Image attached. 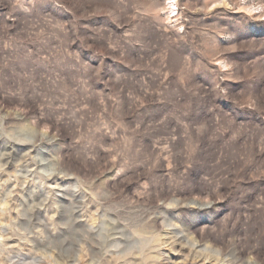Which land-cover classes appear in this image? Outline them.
I'll return each mask as SVG.
<instances>
[{"label":"rangeland","instance_id":"1","mask_svg":"<svg viewBox=\"0 0 264 264\" xmlns=\"http://www.w3.org/2000/svg\"><path fill=\"white\" fill-rule=\"evenodd\" d=\"M0 263L264 264V0H0Z\"/></svg>","mask_w":264,"mask_h":264},{"label":"bare ground","instance_id":"2","mask_svg":"<svg viewBox=\"0 0 264 264\" xmlns=\"http://www.w3.org/2000/svg\"><path fill=\"white\" fill-rule=\"evenodd\" d=\"M11 156H12V155H11ZM14 157H15V156H14ZM26 161H27V160H26ZM9 162H10V161H9ZM40 194H41V193H40ZM42 194H43V193H42ZM45 194H46V193H45ZM53 195H54V194H53ZM36 196H37V195H36ZM42 196H43V195H42ZM44 197H45V196H44ZM51 203H52V202H51ZM48 206H49V205H48ZM48 206H47V207H48ZM55 206H56V205H55ZM49 208H50V207H49ZM50 209H51V208H50ZM36 210H37V209H36ZM46 211H47V210H46ZM55 211H56V210H55ZM47 212H48V211H47ZM52 212H53V211H52ZM55 213H56V212H55ZM57 213H58V212H57ZM52 214H53V213H52ZM29 216H30V215H28V217H29ZM39 217H40V216H39ZM30 218H31V217H30ZM35 218H36V217H35ZM40 219H41V218H40ZM42 219H43V218H42ZM28 220H29V218H28ZM45 220H46V218H45ZM45 220H44V221H45ZM39 221H40V220H39ZM29 222H30V221H29ZM41 222H42V220H41ZM33 224H34V223H33ZM36 224H37V223H35V225H36ZM37 226H39V225H37ZM37 226H36V227H37ZM40 227H41V226H40ZM45 227H46V225H45ZM47 227H48V226H47ZM47 227H46V228H47ZM8 234H9V233H8ZM6 235H7V234H6ZM6 235L4 234V236H6ZM39 235H40V234H39ZM12 237H13V236H12ZM39 237H40V236H39ZM13 238H14V237H13ZM4 239H5V238H4ZM7 239H8V237H7ZM12 240H13V239H12ZM39 240H40V239H39ZM4 242H5V241H4ZM15 242H16V241H15ZM5 243L7 244V242H5ZM6 244H5V245H6ZM8 244H9V243H8ZM39 244H40V243H39ZM6 250H7V249H6ZM17 250H18V249H17ZM17 250H16V251H17ZM14 251H15V250H14ZM7 252H8V251H7ZM10 252H11V251H10ZM13 254H14V253H13ZM4 255H5V254H4ZM11 255H12V252H11ZM22 255H23V254H22ZM7 256H8V255H7ZM25 256H27V255H25ZM2 257H4V256H2ZM9 257H10V256H9ZM14 257H15V256H14ZM16 257H17V256H16ZM27 257H28V256H27ZM29 258H30V257H29ZM35 258H36V257H35ZM30 259H31V258H30ZM7 263H8V262H7ZM0 264H2V263H0Z\"/></svg>","mask_w":264,"mask_h":264}]
</instances>
